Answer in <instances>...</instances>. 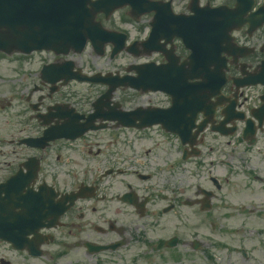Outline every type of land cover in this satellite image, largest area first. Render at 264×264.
Instances as JSON below:
<instances>
[{"label":"flooded vegetation","instance_id":"obj_1","mask_svg":"<svg viewBox=\"0 0 264 264\" xmlns=\"http://www.w3.org/2000/svg\"><path fill=\"white\" fill-rule=\"evenodd\" d=\"M144 1L169 3L165 11H160L167 19L175 17L174 13L184 17H202L208 14L202 10L203 7L221 5L228 9L235 3L234 0H133ZM140 8L146 11L140 17L133 11L137 15H133V30L140 31V38H143L142 31L147 33L152 28L157 12L149 5H141ZM169 8L173 14L169 13ZM174 46L181 58L188 54L180 40H175ZM56 61L55 57L0 58V184L10 185L13 194L17 186L21 193H25L33 186L38 188L41 184H48L56 192L52 214L61 213L69 205L57 226L43 230V235L36 236L22 250L0 239V264H40L37 260L41 257L47 259L48 264H74L79 258L84 264L83 257L89 256L91 242H113L125 247L135 239L130 232L127 213L116 209L114 213L107 214L106 207L95 205L105 199L99 193L101 185L98 180L124 173L116 166L122 156L112 151L99 155V149L96 154H91L89 148L101 141V134L90 131L81 138L72 139L70 132L63 130L73 125L69 121L76 113L83 115L80 130L86 128L89 112L77 105V111L71 107L60 110L56 105L52 107L62 98L57 94L50 95L51 85L43 83L41 76L44 66ZM65 88L59 86L58 89L67 102L70 93ZM225 94L230 100L233 99L230 86L225 89ZM167 103L168 98L163 100V104ZM50 110L51 114L42 115ZM204 122L201 120V125ZM109 129L117 128L111 125ZM198 142L204 146L205 140L200 139ZM230 142L226 141L227 144ZM157 144L160 145L159 142ZM219 145H224V141L214 139L210 151ZM134 146L135 142L133 152L136 153ZM180 147L185 151L184 145L178 142ZM228 147L233 150L232 144ZM263 147L264 137L260 149ZM219 152V149L216 150L217 154L203 161L192 163L181 158L179 163L182 173L186 163L205 168L203 162L208 161L207 176L191 172L196 180L205 179L209 183L208 190L198 186L195 194L186 197L184 191L171 192L166 187L164 194L158 198L162 202L147 193L148 186L142 183L155 176L150 173L154 169L153 165L145 163V160L134 162V155L133 167L136 169L133 171V185L127 182L124 192H118L116 198L123 201L125 197L121 194L129 193L127 198H133V204L125 203L133 206L129 205L133 210L131 214L154 218L160 224L166 221L177 225V246L167 247L170 237L161 239L159 235H151L150 241L156 243L154 248L165 249L169 256L179 257V264H264V155H252L250 161L253 166L238 169L229 167L235 155ZM88 153L94 156V160L89 159ZM203 157L205 155L200 153L195 158ZM90 175L96 176L93 181H87L92 196L80 197L71 205L75 189L86 186V182L81 181L74 187L75 179ZM138 181L141 183L138 184ZM90 192L83 190L79 195ZM85 201L93 204L89 206ZM153 207L156 208L155 212ZM107 232L111 233L108 240L102 241L101 237ZM41 238H45V241L40 245ZM37 247H40L43 255L32 257L30 250Z\"/></svg>","mask_w":264,"mask_h":264},{"label":"water","instance_id":"obj_2","mask_svg":"<svg viewBox=\"0 0 264 264\" xmlns=\"http://www.w3.org/2000/svg\"><path fill=\"white\" fill-rule=\"evenodd\" d=\"M16 0L0 1V15L4 8L11 6ZM87 0H39L42 12L36 11L38 22L36 24L37 32L34 36L31 34L4 33L0 35L3 41L8 40L13 43H26L35 41L36 45L52 46L57 49H63L68 46L78 47L85 38V31L81 28H74L67 31V21L71 20L76 23L83 21L80 14L86 9ZM29 20H32L29 18ZM28 23V22H27ZM55 26V28H51ZM35 39V40H34ZM23 46V45H21Z\"/></svg>","mask_w":264,"mask_h":264},{"label":"rangeland","instance_id":"obj_3","mask_svg":"<svg viewBox=\"0 0 264 264\" xmlns=\"http://www.w3.org/2000/svg\"><path fill=\"white\" fill-rule=\"evenodd\" d=\"M83 58H88V59H91L92 57H95V56H92L89 52L85 53L83 56ZM99 59V58H98ZM121 61L123 63H126L128 60L132 59L131 57H128V55L126 53H124L123 55H121L120 57ZM99 65V63H98ZM81 89V88H80ZM151 142H147V147L148 146H151ZM110 196V195H109ZM176 228L175 227H169V226H166V228L163 230L161 227L157 229L158 233H161L163 235L165 234H170L172 233L173 231H175ZM161 264V263H160ZM163 264V263H162Z\"/></svg>","mask_w":264,"mask_h":264}]
</instances>
